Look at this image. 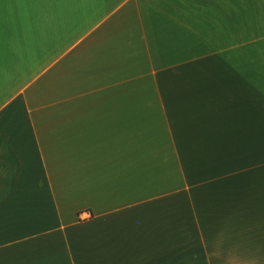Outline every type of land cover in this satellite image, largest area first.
<instances>
[{"label":"crops","instance_id":"obj_1","mask_svg":"<svg viewBox=\"0 0 264 264\" xmlns=\"http://www.w3.org/2000/svg\"><path fill=\"white\" fill-rule=\"evenodd\" d=\"M0 264H264V0H0Z\"/></svg>","mask_w":264,"mask_h":264}]
</instances>
